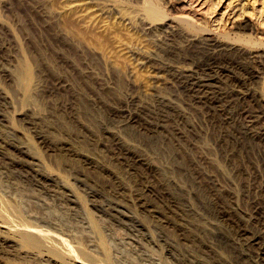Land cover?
Returning <instances> with one entry per match:
<instances>
[{
	"label": "rangeland",
	"instance_id": "obj_1",
	"mask_svg": "<svg viewBox=\"0 0 264 264\" xmlns=\"http://www.w3.org/2000/svg\"><path fill=\"white\" fill-rule=\"evenodd\" d=\"M263 126L264 0H0V264H264Z\"/></svg>",
	"mask_w": 264,
	"mask_h": 264
},
{
	"label": "bare ground",
	"instance_id": "obj_2",
	"mask_svg": "<svg viewBox=\"0 0 264 264\" xmlns=\"http://www.w3.org/2000/svg\"><path fill=\"white\" fill-rule=\"evenodd\" d=\"M250 25V24H249ZM249 27V26H248ZM251 30V29H250ZM206 31V30H205ZM170 33V32H169ZM207 34V33H206ZM174 36V35H173ZM208 43V42H207ZM210 44H212V43H210ZM211 46V45H210ZM213 47V46H212ZM216 47V46H215ZM212 49V48H211ZM214 52V51H213ZM187 55V54H186ZM182 56V55H181ZM206 56V55H205ZM169 57V56H168ZM176 57V56H175ZM189 57V56H188ZM215 57V56H214ZM225 57H226V55H225ZM237 57V56H236ZM252 57V56H251ZM210 58V57H209ZM232 58V57H231ZM215 59V58H214ZM229 59V58H228ZM235 59V58H234ZM253 59V58H252ZM251 59V60H252ZM148 60V59H147ZM232 60V59H231ZM254 60V59H253ZM241 61V60H240ZM250 61V60H249ZM256 61V60H255ZM172 62V61H171ZM178 62V61H177ZM183 62V61H182ZM206 62V61H205ZM198 63V62H197ZM239 63H241V62H239ZM261 63V62H260ZM162 64H164V63H162ZM212 64V63H211ZM218 64V63H217ZM247 64V63H246ZM161 65V64H160ZM188 65V64H187ZM190 65V64H189ZM192 65V64H191ZM205 65V64H204ZM231 65V64H230ZM157 66V65H156ZM183 66V65H182ZM249 66H250V64H249ZM177 68V67H179V66H174V65H169V64H166V65H161V66H158V68H157V72H156V75H157V78L159 79H162V77H164L163 76V72L162 71H167V70H172V71H174V68ZM190 67V66H189ZM222 67V66H221ZM232 67H234V66H232ZM252 67V66H251ZM179 69V68H178ZM183 69V68H182ZM224 69V68H223ZM235 69V68H234ZM237 69V68H236ZM181 70V69H180ZM180 70H177L178 72L180 71ZM185 71H186V69H184ZM164 71V72H165ZM170 72V71H169ZM213 72V71H212ZM155 73V72H154ZM162 73V74H161ZM206 73V72H205ZM215 73V72H214ZM231 73V72H230ZM249 73V72H248ZM256 74V73H255ZM28 75V74H27ZM165 75V74H164ZM171 75V74H170ZM192 75V74H191ZM194 75V74H193ZM254 75V74H253ZM172 76V75H171ZM175 76V75H174ZM209 76V75H208ZM252 76V75H251ZM156 77V76H155ZM192 77V76H191ZM194 77V76H193ZM223 77V76H222ZM22 78V77H21ZM20 78V79H21ZM27 78H28V76H27ZM176 78H178V77H176ZM26 79V78H25ZM157 79V80H158ZM159 79V80H160ZM171 79V78H170ZM224 79V78H223ZM187 80V79H186ZM197 80V79H196ZM195 80V81H196ZM199 80V79H198ZM220 80V79H219ZM26 81V80H25ZM28 81V80H27ZM205 81V80H204ZM215 82V81H214ZM219 82V81H218ZM222 82V81H221ZM25 83V82H24ZM183 83H185V82H183ZM225 83V82H224ZM25 84H27V83H25ZM133 84V83H132ZM198 84V83H197ZM210 85V84H209ZM244 85V84H243ZM196 86H199V85H196ZM222 86H224V85H222ZM246 86V85H245ZM244 86V87H245ZM130 88V87H129ZM230 88V87H229ZM128 89V88H127ZM185 89V88H184ZM243 89V88H242ZM131 90V89H130ZM198 90V89H197ZM227 90V89H226ZM226 90H225V92L224 93H226ZM237 90V89H236ZM235 90V91H236ZM239 90V89H238ZM237 90V91H238ZM251 90V89H250ZM132 91V90H131ZM234 91V90H233ZM135 92V91H134ZM133 92V94H135ZM139 92V91H138ZM183 92V91H182ZM222 92V93H223ZM229 92V91H228ZM227 92V93H228ZM230 92H231V90H230ZM147 93V92H146ZM232 93V92H231ZM237 93H239V92H237ZM240 93H241V91H240ZM232 94H234V93H232ZM252 94H253V92H252ZM251 94V95H252ZM146 95H148V94H146ZM151 95V94H150ZM216 95V94H215ZM242 95H243V93H242ZM131 96V95H130ZM137 96V95H136ZM200 96V95H199ZM213 96V95H212ZM234 96H236V95H234ZM253 96H254V94H253ZM5 97V96H4ZM146 97V96H145ZM210 97V96H209ZM220 97V96H219ZM229 97V96H228ZM252 97V96H251ZM140 98V97H139ZM221 98V97H220ZM223 98V97H222ZM127 99H128V97H127ZM132 99V98H131ZM136 99V98H135ZM144 99V98H143ZM198 99V98H197ZM217 99V98H216ZM244 99V98H243ZM250 99V98H249ZM252 99V98H251ZM146 100V99H145ZM153 100V99H152ZM203 100V99H202ZM212 100V99H211ZM133 101H136V100H133ZM141 101V100H140ZM143 101V100H142ZM164 101V100H163ZM173 101V100H172ZM131 102V101H130ZM167 102V101H166ZM234 102V101H233ZM256 102V101H255ZM144 103V102H143ZM151 103V102H150ZM189 103V102H188ZM137 104V103H136ZM167 104V103H166ZM168 104H170L169 102H168ZM241 104V103H240ZM134 105V104H133ZM129 106V105H128ZM137 106V105H136ZM162 106V105H161ZM167 106V105H166ZM170 106V105H169ZM202 106V105H201ZM227 106V105H226ZM141 107H143V106H141ZM152 107V106H151ZM157 107V106H156ZM209 107V106H208ZM176 108V107H175ZM133 109V108H132ZM154 109V108H153ZM163 109V108H162ZM258 109V108H257ZM236 110H237V108H236ZM239 110V109H238ZM242 110V109H241ZM143 111V110H142ZM149 111V110H148ZM154 111V110H153ZM227 111V110H226ZM228 111H229V109H228ZM244 111V110H243ZM160 112V111H159ZM245 112V111H244ZM251 112V111H250ZM253 112V111H252ZM255 112V111H254ZM247 113V112H246ZM143 114V113H142ZM210 114V113H209ZM215 114V113H214ZM248 114V113H247ZM246 114V115H247ZM228 115V114H227ZM253 115V114H252ZM259 116V115H258ZM237 117V116H236ZM256 117V116H255ZM231 118V117H230ZM259 118V117H258ZM235 119V118H234ZM233 119V120H234ZM249 119V118H248ZM236 120V119H235ZM258 120V119H257ZM260 120H261V118H260ZM239 121V120H238ZM241 121V120H240ZM147 122V121H146ZM152 122V121H151ZM156 123V122H155ZM238 123V122H237ZM255 123V122H254ZM232 124V123H231ZM236 124V123H235ZM140 125H142V124H140ZM156 125V124H155ZM158 125V124H157ZM241 125V124H240ZM262 125V124H261ZM149 127V126H148ZM230 127H232V126H230ZM264 127V126H263ZM261 128V127H260ZM144 129V128H143ZM147 129V128H146ZM246 129V128H245ZM238 130V129H237ZM152 131V130H151ZM156 131V130H155ZM244 132V131H243ZM235 133H237V132H235ZM241 133V132H240ZM252 135H254V134H252ZM150 136V135H149ZM240 137V136H239ZM241 140H243L242 138H241ZM240 140V141H241ZM260 140V139H259ZM264 141V140H263ZM5 144V143H4ZM242 144H243V142H242ZM249 144V143H248ZM11 145H14V144H11ZM258 145V144H257ZM248 146V145H247ZM255 146V145H254ZM259 146H260V144H259ZM21 147V146H20ZM1 148V147H0ZM25 148H26V146H25ZM24 147H21L20 149H19V152H22V153H26V150L27 149H25ZM2 149H4V147L2 148ZM1 149V150H2ZM262 149V148H261ZM4 151V150H3ZM1 152V151H0ZM259 152V151H258ZM263 152V151H262ZM261 158V157H260ZM32 159H34V158H32ZM35 159H37V158H35ZM246 159V158H245ZM257 159V158H256ZM9 160V159H8ZM227 160V159H226ZM254 160V159H253ZM23 161V160H22ZM28 161V160H27ZM37 161V160H36ZM16 162V161H15ZM26 162V161H25ZM33 162V161H32ZM9 163V162H8ZM30 163V162H29ZM34 163V162H33ZM32 163V164H33ZM24 164V163H23ZM37 164V163H36ZM259 164V163H258ZM262 165V164H261ZM245 167V166H244ZM33 168V167H32ZM35 168V167H34ZM231 168V167H230ZM237 168V167H236ZM241 168V167H240ZM248 169V168H247ZM39 170V169H38ZM232 170V169H231ZM257 170V169H256ZM16 171V170H15ZM22 171V170H21ZM237 171V170H236ZM20 172V171H19ZM26 172V171H25ZM17 173V172H16ZM34 173V172H33ZM42 173V172H41ZM30 175V174H29ZM40 175V174H39ZM43 175H45V174H43ZM47 175V174H46ZM258 175V174H257ZM25 176V175H24ZM31 176V175H30ZM50 176V175H49ZM236 176V175H235ZM262 176V175H261ZM52 177V176H51ZM242 177V176H241ZM248 177V176H247ZM33 178V177H32ZM39 178V177H38ZM37 178V179H38ZM230 178V177H229ZM249 178V177H248ZM44 179H46V180H48L49 179V177H44ZM50 179H52V178H50ZM228 179V178H227ZM251 179V178H250ZM54 180V179H53ZM244 180V179H243ZM262 180V179H261ZM51 181V180H50ZM204 181V180H203ZM229 181V180H228ZM227 181V182H228ZM238 181V180H237ZM38 182V181H37ZM43 182H44V180H43ZM252 182H253V180H252ZM42 183V182H41ZM228 184V183H227ZM248 184V183H247ZM59 185H60V183H59ZM245 185H246V183H245ZM42 186V185H41ZM251 186V185H250ZM264 186V185H263ZM34 187V186H33ZM63 187V186H62ZM66 188V187H65ZM68 188V187H67ZM65 189L67 192H70L69 193V195L70 194H72L71 192V190H69V189ZM248 188V187H247ZM48 189V188H47ZM46 189V190H47ZM251 189V188H250ZM58 190V189H57ZM61 190V189H60ZM56 191V190H55ZM252 191V190H251ZM65 192V191H64ZM57 193V192H56ZM56 195V194H55ZM54 195V196H55ZM62 195V194H61ZM88 195V194H87ZM92 195V194H91ZM63 196V195H62ZM67 196H68V194H67ZM71 196V195H70ZM238 196V195H237ZM246 196V195H245ZM261 196V195H260ZM69 197V196H68ZM255 197V196H254ZM113 199V198H112ZM235 199V198H234ZM250 199H251V197H250ZM215 200V199H214ZM228 200H229V198H228ZM70 201H71V199H70ZM221 201V200H220ZM71 202H73V201H71ZM237 202V201H236ZM255 202V201H254ZM74 203V202H73ZM66 204V203H65ZM73 205V204H72ZM75 205V204H74ZM235 205V204H234ZM256 205H258V204H256ZM71 207V206H70ZM122 207V206H121ZM240 207H241V205H240ZM101 208V207H100ZM255 208V207H254ZM111 209V208H110ZM234 209V208H233ZM108 210V209H107ZM227 210V209H226ZM120 211V210H119ZM234 211V210H233ZM232 211V212H233ZM117 212V211H116ZM118 213V212H117ZM120 213V212H119ZM123 213V212H122ZM245 213H248V212H245ZM107 214V213H106ZM114 215V214H113ZM127 215V214H126ZM126 215H123V217H120L119 218V216H118V218L123 222V220H126V219H128L129 220V222L130 221H132L133 223H134V221L132 220V218L131 217H128V216H126ZM103 216V215H102ZM116 216V215H115ZM125 216V217H124ZM264 216V215H263ZM113 217V216H112ZM255 217V216H254ZM261 217V216H260ZM229 218H231V217H229ZM256 218V217H255ZM264 218V217H263ZM19 219V218H18ZM116 219V218H115ZM127 220V221H128ZM243 220V219H242ZM247 220H249V219H247ZM256 220V219H255ZM106 221V220H105ZM238 222V221H237ZM25 223V222H24ZM131 223V222H130ZM196 223V222H195ZM254 223V222H253ZM257 223V222H256ZM20 224V223H19ZM127 224V223H126ZM204 224V223H203ZM250 224V223H249ZM24 225V224H23ZM22 224H21V226H23ZM26 225V224H25ZM134 225V224H133ZM138 225H140V223L138 222ZM154 225V224H153ZM156 225V224H155ZM158 225V224H157ZM197 224H195V226H196ZM205 225V224H204ZM209 225V224H208ZM216 225V224H215ZM135 226H137L136 224H135ZM199 226V225H198ZM201 226H202V224H201ZM207 226V225H206ZM214 226V225H213ZM213 226H212V228H213ZM230 226V225H229ZM25 227V226H24ZM27 227H30V226H27ZM123 227V226H122ZM137 227H139V226H137ZM136 227V228H137ZM143 227V226H142ZM154 227V226H153ZM191 227V226H190ZM197 227V226H196ZM217 227V226H216ZM251 227H252V225H251ZM135 228V230H138L139 231V229L140 230H142L143 228H137L136 229ZM157 228V227H156ZM205 228V227H204ZM236 228V227H235ZM30 228H28V230L26 229H24L25 231L24 232H22L23 230H22V228H21V235H22V237H23V240H24V242L26 243V244H29V245H31V246H34V247H37L38 246V244L41 242V238L39 237L41 234L43 235V236H45V234H43V233H41L40 235H39V233L38 232H35V231H32V230H29ZM128 229H130L131 230V227L129 228L128 227ZM201 229V228H200ZM211 229V228H210ZM262 229V228H261ZM194 230V229H193ZM251 230V229H250ZM203 231V230H202ZM248 231V230H247ZM200 232H201V230H200ZM234 232V231H233ZM137 233V232H136ZM135 233V234H136ZM203 233V232H202ZM134 234V233H133ZM254 234V233H253ZM258 234V233H257ZM257 234H255V235H257ZM41 235V236H42ZM132 235V234H131ZM137 236V235H136ZM197 236H199V235H197ZM201 236V235H200ZM252 236V235H251ZM258 236V235H257ZM260 236V235H259ZM160 237H161V235H160ZM44 238H46V236L44 237ZM43 238V239H44ZM132 238V237H131ZM244 238V237H243ZM135 240V239H134ZM240 240H241V238H240ZM45 241V240H44ZM48 240H47V238H46V242H47ZM137 241V240H136ZM164 241H166V240H164ZM235 241V240H234ZM262 242V241H261ZM137 243V242H136ZM236 243V242H235ZM44 244H46V243H44ZM43 243H42V245H44ZM240 244V243H239ZM40 245V244H39ZM41 245V246H42ZM138 245V244H137ZM168 246V245H167ZM261 246V245H260ZM246 247V246H245ZM51 248H54V247H51ZM201 248V247H200ZM167 249V248H166ZM169 249V248H168ZM167 249V250H168ZM53 250H55V248L53 249ZM253 250V249H252ZM169 251V250H168ZM184 255V254H183ZM189 256V255H188ZM191 256V255H190ZM193 256V255H192ZM198 256V255H197ZM187 259V258H186ZM192 259H193V257H192ZM184 261V260H183ZM220 261V260H219ZM223 262V261H222ZM228 263V262H227ZM194 264V263H193ZM260 264V263H259Z\"/></svg>",
	"mask_w": 264,
	"mask_h": 264
}]
</instances>
